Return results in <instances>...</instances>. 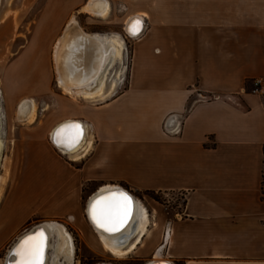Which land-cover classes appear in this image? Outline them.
I'll return each mask as SVG.
<instances>
[{
  "label": "crops",
  "instance_id": "obj_1",
  "mask_svg": "<svg viewBox=\"0 0 264 264\" xmlns=\"http://www.w3.org/2000/svg\"><path fill=\"white\" fill-rule=\"evenodd\" d=\"M118 3L97 16L113 29L66 20L36 42V90L29 92L35 119L23 123L24 145L12 152L2 177L0 264L39 220H63L88 248L107 252L87 219L84 197L116 187L147 215L146 232L133 228L127 244L140 238L131 251L136 259L157 254L171 264H264V97L247 90L248 82L264 79V0ZM80 9L79 16H94ZM135 15L142 30L130 37L123 26ZM71 21L87 37L73 32ZM95 35L122 41L103 96H71L62 85L87 88L67 79L77 84L102 73ZM65 37L61 85L54 58ZM65 121L83 128L73 154L50 139ZM147 191L180 193L182 207L172 212L143 201L138 195Z\"/></svg>",
  "mask_w": 264,
  "mask_h": 264
},
{
  "label": "rangeland",
  "instance_id": "obj_2",
  "mask_svg": "<svg viewBox=\"0 0 264 264\" xmlns=\"http://www.w3.org/2000/svg\"><path fill=\"white\" fill-rule=\"evenodd\" d=\"M94 1L96 0H0V141L2 142L0 189L2 188L3 191L5 190L3 183L5 179L2 177L7 175L11 164L10 156L13 151L19 150L24 145L25 134L22 129L24 125L21 122L23 118L18 115V106L25 100H35L34 95L29 92L36 90V60L33 58L36 53V42L40 43L38 39L46 34L49 27L56 28L60 25L63 27L66 20L76 19L84 27L92 30L113 29L114 23H108V18L103 20L95 15L87 14L79 16L78 10ZM103 1L108 6L110 3L114 7L120 4L118 3L120 0H109V3L106 0ZM129 50L127 45L126 63L129 61ZM60 57H62L61 54H55V58H59V61ZM100 69L101 72L103 69ZM125 72L124 69V76ZM123 80L125 81L124 77ZM247 87L250 92L251 82H248ZM1 178L4 179L3 182ZM138 196L143 201L162 203L172 212L179 211L182 207L183 195L180 193H142ZM86 201L84 197V204ZM48 221L62 224L70 236L73 246L72 264H146L154 258L155 254L144 260H138L133 253L121 258L108 252L98 253L88 248L76 231L63 220ZM40 223H42L41 220L36 221V226ZM55 242L56 238L52 237L48 253L49 260H51Z\"/></svg>",
  "mask_w": 264,
  "mask_h": 264
},
{
  "label": "bare ground",
  "instance_id": "obj_3",
  "mask_svg": "<svg viewBox=\"0 0 264 264\" xmlns=\"http://www.w3.org/2000/svg\"><path fill=\"white\" fill-rule=\"evenodd\" d=\"M80 10L91 15L105 17L108 11V5L103 0H96L94 2L87 3ZM71 25H73V32L75 30L79 32L80 38L87 37L81 32V30H79V28H76L75 23ZM142 25L143 23L140 16L135 15L125 22L124 28L128 34L135 35L141 32ZM70 29H68V31H70ZM94 38L99 41V53L101 54V60L98 63V70L100 69V67H102V73H99L100 75L98 73H95V75L91 76L83 82H79V84H72L71 80L67 79V82L70 83V86L80 88L83 87L82 85H84L87 88H85L86 91H72L73 89H70V87L68 88V86L66 87L62 85L63 81H65V57H63V54L67 44L66 37L64 40L63 38L61 39V48L59 49V51H56L62 56L60 57V61L59 58H54L55 65L57 68H59V72L61 73L59 82L63 86L62 89L71 96L74 95L85 98H92L98 95H102L106 80V70L114 56L118 54L119 48L122 47V41L115 35H95ZM76 42L77 41H75L74 43ZM112 83L114 84V82ZM106 95L108 96V94ZM35 112L36 105L32 99L25 100L18 106V115L23 118L21 122L25 123L26 125L34 121L36 115ZM59 125L62 126L57 130L56 128ZM59 125L55 127L50 134L51 142L57 149L61 150L63 153H76L82 145V138L84 134L82 125L78 122L72 121H65ZM1 147L2 142L0 141V153ZM4 179H2V182ZM134 200L126 191H124L120 187H116L109 188L107 190H101L100 192H97L95 195L90 197L86 202L85 212L87 219L99 234L101 246L108 253L117 258L124 257L131 253V251L134 250L135 245L139 242L140 238L138 237L130 246H127L128 241H130L131 235L134 233L132 232L133 228L137 229V231H140L139 233L141 234H144L146 232L147 215L144 209ZM52 237L56 238V242L53 248L51 260L49 261L48 251L51 247ZM10 252L11 254L10 256H8L6 264H72L73 260V246L71 238L64 230V228L59 224H56V222H44L43 224L32 227L29 231H27L26 233L18 237L16 241H14L13 245L10 248ZM146 264L171 263L167 260L157 257L156 254L155 257L152 260L148 261Z\"/></svg>",
  "mask_w": 264,
  "mask_h": 264
},
{
  "label": "built area",
  "instance_id": "obj_4",
  "mask_svg": "<svg viewBox=\"0 0 264 264\" xmlns=\"http://www.w3.org/2000/svg\"><path fill=\"white\" fill-rule=\"evenodd\" d=\"M128 36H130V35H128ZM251 84H252V89L250 92L253 94H257V95L264 97V86H263L264 79H253L251 81ZM168 233H169V229L167 228L164 232L163 243L166 241ZM163 243L161 244V246L163 245Z\"/></svg>",
  "mask_w": 264,
  "mask_h": 264
},
{
  "label": "water",
  "instance_id": "obj_5",
  "mask_svg": "<svg viewBox=\"0 0 264 264\" xmlns=\"http://www.w3.org/2000/svg\"><path fill=\"white\" fill-rule=\"evenodd\" d=\"M132 19H134V18H132ZM132 19H131V20H132ZM123 30H124V32H125L127 35H130V36H137V35H139V33H138V34H135V35H134V34H128V33L126 32L124 26H123ZM61 126H62V125H59L56 129H57V130L60 129ZM57 130H56V131H57Z\"/></svg>",
  "mask_w": 264,
  "mask_h": 264
},
{
  "label": "trees",
  "instance_id": "obj_6",
  "mask_svg": "<svg viewBox=\"0 0 264 264\" xmlns=\"http://www.w3.org/2000/svg\"><path fill=\"white\" fill-rule=\"evenodd\" d=\"M247 90H249V88L247 87ZM146 193H155V192H153V191H147Z\"/></svg>",
  "mask_w": 264,
  "mask_h": 264
}]
</instances>
